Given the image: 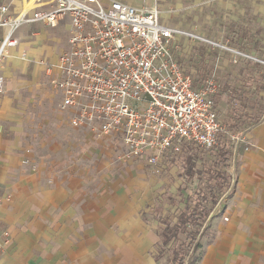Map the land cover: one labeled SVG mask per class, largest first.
Listing matches in <instances>:
<instances>
[{
    "label": "crops",
    "instance_id": "1",
    "mask_svg": "<svg viewBox=\"0 0 264 264\" xmlns=\"http://www.w3.org/2000/svg\"><path fill=\"white\" fill-rule=\"evenodd\" d=\"M118 1L136 8L157 7L164 25L213 40L224 38L231 46L264 59V0ZM1 2H12L11 11L19 13L27 0ZM52 2L42 0V5ZM39 26L35 31L28 28L27 33L23 26L16 32L18 45L11 50L7 65L0 68L4 80L0 96V264H157L154 256L161 240L154 217L159 214L149 205L159 196L155 195L157 188L171 186L169 179L158 177L168 174L179 182L178 169L170 165L161 174H151L140 162L124 164L108 141L93 142L81 132L86 148L99 155L95 168L85 158L65 165L45 156L50 144L43 139L41 122L51 115L48 111L58 100L40 85L47 78L39 61L55 64L65 50L48 56L39 46L43 36L38 29L51 28ZM4 35L0 29V45ZM178 43L189 70L193 76L198 73L194 78L200 87L214 68L213 59L194 58L191 39L181 37ZM221 65L223 90L216 98L219 114L228 123L230 108L238 107L230 101L237 104L235 95L244 89L240 98L248 107L245 114L256 118L232 123L248 141L240 145L239 150L246 147L243 153L238 150L236 184L213 212L225 211L229 221L211 218L206 230L213 231L214 239L203 238L199 243L197 264H264V88L255 101L252 98L254 82L264 76L253 64L242 70L229 69L224 59ZM229 89L234 94L225 98L223 93ZM173 208L174 215L169 216L174 219L184 206Z\"/></svg>",
    "mask_w": 264,
    "mask_h": 264
},
{
    "label": "built area",
    "instance_id": "2",
    "mask_svg": "<svg viewBox=\"0 0 264 264\" xmlns=\"http://www.w3.org/2000/svg\"><path fill=\"white\" fill-rule=\"evenodd\" d=\"M11 5L0 0V29L5 31L0 68L17 47L15 34L23 26L67 28L66 50L58 61H39L47 78L40 85L59 101L72 130L93 142L108 141L119 162H140L151 174L165 172L168 157L180 155L186 145L210 152L228 141L231 186L225 193L234 188L238 150L248 140L217 110L216 98L223 90L219 67L224 59L229 69L253 64L264 76L263 58L224 38L213 40L164 25L157 7L136 8L118 0H54L29 10L24 5L13 13ZM181 37L195 43L194 58L213 59V70L198 88L183 60ZM3 92L0 77V96ZM223 94L228 98L234 93L229 89ZM4 236L9 238L8 233Z\"/></svg>",
    "mask_w": 264,
    "mask_h": 264
},
{
    "label": "trees",
    "instance_id": "3",
    "mask_svg": "<svg viewBox=\"0 0 264 264\" xmlns=\"http://www.w3.org/2000/svg\"><path fill=\"white\" fill-rule=\"evenodd\" d=\"M254 84L252 98L255 101L264 88L263 78H258ZM199 85L200 82L195 83L196 88ZM245 91L241 89L235 95L238 107H231L229 110L230 126L232 123L247 122L256 118L250 113L245 114L248 107L240 98L244 96ZM232 100L230 104H233ZM253 108L255 109V105ZM245 149L246 147L241 148L240 154ZM168 162L178 169L183 185L182 192L187 187H193V191L187 195L180 192V201L171 199L172 207L184 206L174 219L162 215L154 217L159 223L158 233L161 240L158 255L154 256V260L157 264H161L164 259L166 264H194L199 241L204 237L207 222L231 186V176L227 172L231 163L229 143L220 141L210 152L194 145H186L180 155L169 156Z\"/></svg>",
    "mask_w": 264,
    "mask_h": 264
},
{
    "label": "rangeland",
    "instance_id": "4",
    "mask_svg": "<svg viewBox=\"0 0 264 264\" xmlns=\"http://www.w3.org/2000/svg\"><path fill=\"white\" fill-rule=\"evenodd\" d=\"M36 27H40L37 24L34 25H25L24 26V32H28V28H30L32 31H35ZM42 27V26H41ZM38 32L43 36V39L41 40V43H39V46L42 50L47 51V54H51V52H54L55 54L62 53L63 50H66L65 47V40L68 36L67 28L62 27L58 29H47V28H39ZM31 35V32L28 33V36ZM36 38H33L35 40ZM63 40V41H62ZM184 41L180 43V45H183ZM50 48V50L46 48ZM200 65H197L199 68ZM195 73V77H198V73ZM55 105L49 109L48 113L51 114L47 117L46 120H43L41 124L44 126V132H43V139H45L48 144H50V148L46 149L47 154L45 155L47 158L51 159V162L60 159V162L65 165H72L75 163H79L83 161L82 159L85 158L91 162L93 166H90L91 168H95V163L100 161L99 155L95 154L93 151H89L86 148V140L83 134L78 133L74 130H72L68 124V118L65 114H63L58 107L59 101ZM219 111L221 112V108L219 106ZM94 144L92 141L90 142ZM80 160V161H79ZM135 168H137V165H135ZM136 170V169H135ZM138 173V170H136ZM135 171V172H136ZM237 176V170L235 171V177ZM158 178H167L169 179L170 185L169 188L162 187L164 190H166V193L163 192V189L157 188L155 195H159L158 197H154L153 203L149 205V208L154 211V213H158L162 216H173L175 208L171 207L170 199L176 198L179 199V193L182 192L183 185H181L182 181H175L173 180L168 174H162ZM236 179V178H235ZM180 187V188H179ZM193 191V187H187L184 192H182L184 195H187L188 193ZM163 192V193H162ZM162 193V194H161ZM154 195V196H155ZM218 207H216L217 209ZM150 214L151 215H154ZM155 216V215H154ZM214 217V220L218 221H225V218L229 217L228 214H225V211L221 212V209L216 210L214 214L211 215L210 219L207 222V225L209 224L211 218ZM213 231L206 230L204 233L203 238L208 239H214L213 238ZM203 238L200 239L199 243H203ZM198 253V252H197ZM199 260V254H196L195 256V263L197 264Z\"/></svg>",
    "mask_w": 264,
    "mask_h": 264
},
{
    "label": "bare ground",
    "instance_id": "5",
    "mask_svg": "<svg viewBox=\"0 0 264 264\" xmlns=\"http://www.w3.org/2000/svg\"><path fill=\"white\" fill-rule=\"evenodd\" d=\"M37 3H40V5H42V0H30V2H26L24 3L25 7L27 10L35 8Z\"/></svg>",
    "mask_w": 264,
    "mask_h": 264
}]
</instances>
